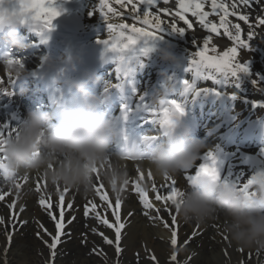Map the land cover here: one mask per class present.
Instances as JSON below:
<instances>
[{"label":"clouds","instance_id":"9594fccd","mask_svg":"<svg viewBox=\"0 0 264 264\" xmlns=\"http://www.w3.org/2000/svg\"><path fill=\"white\" fill-rule=\"evenodd\" d=\"M21 6L19 0L17 10L0 7V41L18 50L27 47L20 33L24 24ZM160 54L162 59L176 62V56L169 50L161 49ZM16 61L2 58L0 68L19 76L22 68ZM65 84L75 90V97L72 103L60 108L57 122H50L53 117L49 113L31 109L3 146L5 160L0 177L15 190L18 199L31 191L22 183L31 174L39 175L48 185L85 194L95 190L98 174L113 197L122 198V189L130 179L124 161L134 160L155 176L174 179L191 168L206 147L174 116L172 126L167 127L164 138L154 146L140 151H110L117 133L113 121L100 110L103 97L89 90L87 77L68 78ZM167 90L171 91L170 85ZM160 99L162 94L154 97L153 103ZM250 191L254 195L245 197L233 185L201 177L187 184L176 211L181 220L197 223L222 213L223 231L231 243L239 248L264 249V175L252 179Z\"/></svg>","mask_w":264,"mask_h":264},{"label":"bare ground","instance_id":"6f19581e","mask_svg":"<svg viewBox=\"0 0 264 264\" xmlns=\"http://www.w3.org/2000/svg\"><path fill=\"white\" fill-rule=\"evenodd\" d=\"M78 2H81V9L77 6ZM222 2L229 6L228 10L230 13L233 11L238 13V15H230L238 19L240 15H246L248 21H250L254 17L264 14V0H249L247 5H245L242 0H222ZM233 3L236 4L235 9L231 7ZM53 4L58 11L60 10L58 19L50 29H43L41 31V36L38 37L41 39V37L44 36L42 43L49 46L51 49H56L57 44H60L62 41V36L68 35L66 32H63L64 28H68L74 32L72 37H80L81 35L89 34L90 38L88 43L94 44L109 39V23L135 22L128 13L124 16H114L109 21H106L100 13V0H53ZM112 6L117 12H125L114 0H112ZM159 13L160 12H158V15ZM137 26L140 25L137 24ZM59 29L60 31H58ZM253 40L255 42L258 41V44H262V41L257 35L253 36ZM197 45L199 47H204L201 42L193 43V40L182 39L165 29L154 38L138 39L136 42L137 49L130 46L123 51L111 50V55H116V59L112 60V62L114 64V70L118 73V65L125 64L124 58H130L133 62L135 56L141 53L142 63L140 60L136 61L135 59V63L137 64L136 73L140 72L142 74L150 70L148 74L156 78L161 71L158 65L164 62V60L161 59V48L170 47L173 51L179 54L183 52V55L192 59L194 53L197 51ZM140 47L141 50L138 51ZM208 47L209 55H214V53L211 52L212 47L216 48L217 53H222V49L216 46L209 45ZM145 48L149 49V51L145 52ZM43 57L42 54L34 56L36 62ZM151 64L154 66L151 67ZM223 81L228 85L230 83L225 80ZM144 89V92H146L145 87ZM184 91V87L179 89L181 93H184ZM209 103L208 105H211L213 102L210 100ZM208 105L205 106V111L211 108ZM0 129L5 130L2 125H0ZM125 167L128 170L130 179L129 184L122 193L121 215L125 223L121 245L122 252L117 256L115 245H108L104 242L103 237L99 235L100 232H104L112 239H114V233L103 224L98 223L95 215H92L95 223L91 224L90 227L87 226L85 229H82L81 233L84 234L87 240V250L76 245L75 242L78 241L68 243L69 249H71L70 253L74 256L77 264H90L92 256L97 254L103 255V252H108L110 254L112 264H141L138 263V260H131L126 256V253L135 247H138L137 251L143 253L145 259V263L143 264H162L165 260H168L171 264H243L248 257L251 259L252 264H263L261 255L264 253V249L239 248L230 242V239L223 231L225 217L222 213L218 212L203 223H197L195 221L185 222L179 218L174 205L169 204V206L165 208L162 202L155 201L156 194L151 191V188L153 183L157 186L165 183L163 177L152 174V179L149 180L147 178L149 170L147 171L146 167H140L139 165L137 167L125 165ZM137 168H140L145 174V178L141 181V184L147 188L149 199L154 202L156 208L161 209L159 218L157 217L155 209L150 210L149 214L145 215V210L139 203V194L134 191L133 186V181L138 180L140 175V173L136 171ZM187 177L188 175L181 174L174 178L177 180L181 191L187 187ZM37 183L40 184L46 201L50 200L54 205L59 202V195L64 187L59 186L58 190L57 186L48 185L42 179L34 181V184H32V182L25 183V186L30 187L31 191L28 192L23 199H18L15 190L10 186L5 187L3 190L2 195H4V199L0 200V218L4 221L0 224V264H63L61 263V259L65 257L62 256L61 253L64 252V248H67V243H63L66 237L63 236L62 243L58 245L56 256L53 259L51 250L45 243V241L50 243V239L43 233V230L39 226L43 224L49 230L52 224L50 222L51 218L48 216L45 208L39 207L38 201L41 193L36 191ZM100 184H103V182L100 180L96 181V186ZM101 192H107L109 198L113 203L115 202V198L111 194V191L105 185L101 189ZM5 193H7V195H5ZM13 200H16V204L10 208L9 205L12 204ZM89 200L102 203L99 201V197L96 195L95 190L85 194L83 191L69 189L68 193L65 194V201L71 202L73 204L71 209L76 212L83 210L84 205ZM21 209L23 210L21 211ZM71 209H67L65 206V216L70 213ZM98 211L104 214L103 207L98 208ZM129 213H131V216L128 215ZM56 214L58 216V212ZM108 215L110 217V212ZM173 215H175L177 219V225L175 226L177 231V244L175 246L171 244L173 227H164L165 222L171 225V217ZM19 224H23V226ZM31 226H34V228H31ZM28 227L29 234L31 232L34 238L30 239L29 237V239H27L25 237L23 240L22 234ZM82 227H84V225ZM93 229H96V231L93 232ZM73 230L75 231L77 228L73 227ZM37 232L41 233L40 237H37ZM8 233L12 234L11 241L8 240ZM52 233L54 234V232ZM76 233H72L70 238L74 240V236L78 235ZM185 241H187V243H185ZM91 243H93V245H91ZM40 247H47L49 249V252L44 256V260L42 261L37 259L36 256L41 253ZM177 249H179V251H177ZM241 249L242 251H240ZM86 253H88L89 256H85ZM173 253L177 256L176 261L171 260V255ZM225 253H227V255ZM153 255L157 258L156 261L151 260V256Z\"/></svg>","mask_w":264,"mask_h":264},{"label":"snow or ice","instance_id":"6c2138e0","mask_svg":"<svg viewBox=\"0 0 264 264\" xmlns=\"http://www.w3.org/2000/svg\"><path fill=\"white\" fill-rule=\"evenodd\" d=\"M116 4L120 6L121 9H124L125 12H117V10L112 6V0H100V13L105 18L106 21H109L114 16H124L126 13L131 15V19L135 21L134 23H109V39L105 43L112 49L116 51H123L126 48L136 44L137 40L140 38H154L161 31L167 29L171 32L178 33L183 35L185 33L184 27H177L175 18L178 17L179 21H183V24L187 26L188 29L193 28V24L190 22L186 14L190 13L192 17H195L199 24L202 25L205 29H208L211 33H219V29L224 30V35L229 37L235 46L228 48L222 53H217L215 47L211 48V52L214 55H209V42L211 37L205 38L203 41L204 47H199L197 45V51L194 53L191 64L195 68L208 67L215 69L217 72L221 73H230L235 76L237 73L246 72L247 67L245 62H240L238 60V49L246 48L248 44L246 40L241 39V28L239 24H230V21L227 19L229 15H238L236 12H229V6L222 2V0H211V9L212 13L219 14V24L212 23L209 20L210 13L205 11V0H179L178 10L170 12L168 8H157L158 0H114ZM242 2L247 5L249 0H242ZM167 3V0H165ZM21 9L20 14L22 16L21 23H28L30 25L36 26L38 29L43 30L50 28L52 21L60 14L56 7H54L53 0H21ZM129 5L130 11H129ZM233 9L236 8V4L231 5ZM151 9H157L153 12ZM158 12H163L165 15H172L173 22L165 23L161 20ZM239 19L248 23V17L246 15H240ZM139 24L140 26H137ZM258 24L264 25V19H259ZM251 27V26H250ZM232 29H235L233 32ZM254 33L248 32L247 39L251 40ZM145 52L149 49L145 48ZM19 63V61H16ZM0 83H3L0 80ZM0 91L7 92L6 89L0 88ZM182 107L177 104L175 101L170 102V106L161 110L159 113V123L165 127H171L173 124V117L178 113H182ZM15 129L5 131L0 129V169L3 168L4 164V154L3 146L6 143L7 139L11 138ZM146 140L148 138H145ZM209 160L212 159V153H208ZM131 160V159H130ZM140 173L139 179L133 181L134 191L139 194V203L142 205L145 215L149 214L150 210L155 209L157 217L159 218L160 208H156L154 202L149 199L148 190L145 186L141 184V181L144 180L145 174L141 171L140 168L136 169ZM201 177H209L213 180H217V171L215 167L210 164H203L197 171L196 176L187 177L188 183L193 180H198ZM147 178L152 179V173H147ZM25 182L29 178H24ZM165 183L157 186L153 183L151 191L155 193V201L162 202L167 208L170 205H174L175 209L178 210L180 197L183 192L178 186L177 180L169 177H164ZM97 181H99V176L97 174ZM129 184V181L123 187L122 192L125 191V187ZM252 186V180L242 183L239 187H236L245 197L254 195V192L250 191ZM17 188L20 187L19 184L16 185ZM59 190V185H57ZM104 187L103 184L95 186L96 195L99 197V201L102 203L94 202L93 200L87 201L83 208V214L85 217H88L92 214L95 215L96 221L100 224L106 226L107 229L111 230L114 233V239L109 238L104 232H100L99 235L103 237V240L108 245H115V252L119 256L122 252V237L123 230L125 229V223L123 222L121 215V206L122 198H116L115 202L109 198L107 192H101V189ZM36 191L40 192L39 205L45 208L48 216L54 222L55 233L49 232V230L43 225L40 224V228L43 230V233L50 237V243L45 241L46 245L51 250V256L54 259L56 256V250L59 244L62 243V238L65 235V226L66 224H71L75 219L73 217L71 220H66L65 217V206L67 209H71L73 204L71 202L65 201V194L68 193L69 189L64 187L59 195V202L53 204L50 200L45 199V196L42 193L40 184L37 183ZM7 195V193H5ZM4 199V195H0V200ZM16 204V200H13L12 204L9 205L12 208ZM104 208V214L98 211V208ZM23 209H21L22 211ZM58 212V216L57 213ZM110 212V217L108 213ZM131 216V213L128 214ZM4 221L0 218V224ZM23 223V222H21ZM177 219L173 215L171 217V225L165 222L164 227L169 228L173 227L171 233L172 239L171 244L175 246L177 244V231L176 226ZM93 232L96 229L92 230ZM37 237L41 236L40 232L36 233ZM8 240H12V234L8 233ZM187 243V241H185ZM242 251V249L240 250ZM227 255V253H225ZM156 257L151 256L152 261H156ZM171 260L176 261L177 256L175 253L171 255Z\"/></svg>","mask_w":264,"mask_h":264},{"label":"rangeland","instance_id":"374dc122","mask_svg":"<svg viewBox=\"0 0 264 264\" xmlns=\"http://www.w3.org/2000/svg\"><path fill=\"white\" fill-rule=\"evenodd\" d=\"M170 2L167 3V7L170 10V12H175L178 10V2L179 0H169ZM164 8L163 2L159 3L157 5V8ZM205 11H208L210 13L209 20L212 23L219 24V19L220 15L223 13L219 14H214L212 13L211 9V3H205ZM187 17L191 16L190 13L186 14ZM192 17V16H191ZM173 16L172 15H164L162 17L163 20H172ZM178 19V20H177ZM227 19L230 21V24H237V22H234L231 16H228ZM259 19H264V14L259 15L257 17L253 18V21L248 22L247 24L244 23H239L240 28L245 27L248 29V31L245 32V39L248 47L246 48H239L238 49V60L240 62H245L247 71L246 72H240L237 73L235 76H233L230 73H221L217 72L215 69L208 68L205 69L207 70L208 76V81L201 80L199 83L201 84H207L210 85L211 87L214 86L211 84V80L215 79V77H223L226 78L230 81H232L234 84L230 86H223L225 91H228L230 93V96L235 97V104L236 106L242 111V110H248V108H256L257 110L260 107L264 108V25L258 24ZM175 20L179 22L180 27L185 28V33L186 35L189 34V36L194 40L193 42L196 43L198 40L203 43L205 38H208L210 36L209 33H204L203 26L199 24L198 20L195 17H192V19L189 18L190 22L193 24V30L188 29L187 26L183 24V21H179V18L176 17ZM192 20V21H191ZM178 24V23H177ZM251 26V27H250ZM200 27V29H199ZM202 27V28H201ZM233 31V29H232ZM248 32L254 33V35H257L259 39L262 41V44H258V41L255 42L253 38L251 40L247 39V34ZM219 35V37H217ZM253 35V36H254ZM224 35V30L219 29V33H212L211 40L209 42L210 46H217L220 47L223 51H226L228 48L235 46L233 41L229 37H225ZM263 55V57L261 56ZM192 59H190L189 63V70L190 73H194L197 68L193 67L191 64ZM174 64L183 66L182 64V59H179V61L175 62ZM176 65L173 66L175 68ZM204 68V67H203ZM206 78V79H207ZM216 80V79H215ZM223 89V88H220ZM210 90H212L210 88ZM263 91V93H261ZM226 98L228 96L226 95ZM73 224H78L77 221H74L71 226L69 227V230H66L67 235L70 233H76L78 235H75V239L69 240L70 237H67V248H64V252L61 253L62 256L65 258L61 259L63 264H77L75 258L73 255H71L69 249L68 243L75 242L76 245L80 246L83 249L87 250V240L83 236L82 229L79 230L78 227H76ZM52 226H55L54 223ZM89 227L91 226L88 225ZM73 227L77 228V230H73ZM80 227V226H79ZM31 228H34V226H31ZM26 230V231H25ZM22 234L23 240L25 237L27 239H32L34 238L30 232L29 234V227L26 228ZM50 232H53L52 227L49 229ZM65 233V234H66ZM93 245V243H91ZM41 248V253L37 254V259H40L41 261L44 260V256L47 255L49 252L47 247H40ZM138 247H135L128 251L126 253V256L131 259V260H138V263H145V259L143 257V253L140 251H137ZM103 255H94L90 259V264H112L111 256L108 252H103ZM88 253H86L85 256H87ZM89 256V255H88ZM31 260V257H30ZM261 261L264 264V253L261 255ZM162 264H171L168 260L163 261ZM243 264H252L251 259L248 257L246 259V262H243Z\"/></svg>","mask_w":264,"mask_h":264}]
</instances>
